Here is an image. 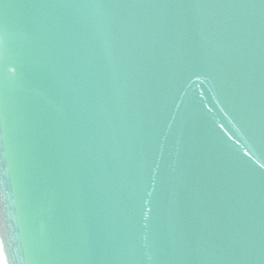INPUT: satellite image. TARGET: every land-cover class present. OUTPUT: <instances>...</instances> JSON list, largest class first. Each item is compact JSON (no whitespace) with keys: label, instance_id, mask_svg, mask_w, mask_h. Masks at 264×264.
Returning a JSON list of instances; mask_svg holds the SVG:
<instances>
[{"label":"water","instance_id":"95a60500","mask_svg":"<svg viewBox=\"0 0 264 264\" xmlns=\"http://www.w3.org/2000/svg\"><path fill=\"white\" fill-rule=\"evenodd\" d=\"M0 180L13 264H264V2L0 0Z\"/></svg>","mask_w":264,"mask_h":264},{"label":"snow or ice","instance_id":"6c2138e0","mask_svg":"<svg viewBox=\"0 0 264 264\" xmlns=\"http://www.w3.org/2000/svg\"><path fill=\"white\" fill-rule=\"evenodd\" d=\"M262 2H264V0H262ZM0 183H2V180H0ZM0 257H2L0 264H13L11 246L2 236H0Z\"/></svg>","mask_w":264,"mask_h":264},{"label":"bare ground","instance_id":"6f19581e","mask_svg":"<svg viewBox=\"0 0 264 264\" xmlns=\"http://www.w3.org/2000/svg\"><path fill=\"white\" fill-rule=\"evenodd\" d=\"M0 260H2V257H0Z\"/></svg>","mask_w":264,"mask_h":264}]
</instances>
